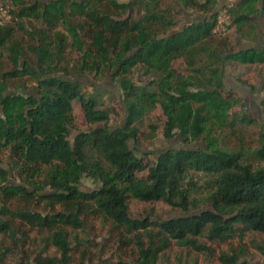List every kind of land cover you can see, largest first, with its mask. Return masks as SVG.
Returning <instances> with one entry per match:
<instances>
[{
    "label": "trees",
    "instance_id": "16d2710c",
    "mask_svg": "<svg viewBox=\"0 0 264 264\" xmlns=\"http://www.w3.org/2000/svg\"><path fill=\"white\" fill-rule=\"evenodd\" d=\"M217 1H5L14 21L0 25V153L9 152L22 183L8 185L9 172L0 166V237L11 242L0 264L16 250L20 264H87L89 241L73 233L86 232L93 221L109 227L121 256L130 252L117 264H162L173 242L220 264L264 258V168L247 162L243 151L212 144L169 148L154 159L139 149L149 136L140 125L158 109L167 141L199 140L208 122L204 108L222 128L257 124L235 111L241 100L225 90L222 69L231 61L264 65V45L235 51L232 39L216 30ZM183 10L205 18L179 26ZM258 13V0H236L227 12L248 42L258 39ZM68 40L80 54L75 74L115 69L126 112L122 126H109L108 92L86 93L80 82L57 74H70L59 67ZM211 57L217 65L206 64ZM27 80L36 84L32 93L22 92ZM76 104L88 129L71 142ZM250 159L264 162V130ZM84 178L99 187L82 190ZM22 200L32 207L16 210ZM131 200L160 202L175 213L134 219ZM225 246L232 248L216 251Z\"/></svg>",
    "mask_w": 264,
    "mask_h": 264
},
{
    "label": "rangeland",
    "instance_id": "374dc122",
    "mask_svg": "<svg viewBox=\"0 0 264 264\" xmlns=\"http://www.w3.org/2000/svg\"><path fill=\"white\" fill-rule=\"evenodd\" d=\"M123 1V0H121ZM225 6L236 3V0H225ZM264 0H258L259 13L255 16L256 37H259V41L248 42L243 38H240L236 29L231 27V20L229 14L224 13L223 9H220L221 2L217 1V9L220 11L217 17L218 23L216 30L222 32L223 36L230 37L233 41L234 50L248 49L257 47L260 49L264 44V15L263 7ZM182 15L179 17V26L184 23H190L196 20L190 16L189 12L181 11ZM221 20V24H219ZM58 31L66 34V30L63 26L58 28ZM263 35V36H262ZM247 43H252L253 46ZM30 57V56H29ZM64 62L60 64V68H66L70 74L64 72L57 73L64 79L80 82L84 92L93 93L95 88H101L103 91L108 92L109 95L103 97V108H110L112 110L109 126L111 128L120 127L125 121V106L123 103V93L118 84V79L114 75L115 69L112 68L102 73H90L86 75L75 74L74 66L80 59V54L72 49L70 40H68L67 48L65 51ZM31 58V57H30ZM206 64L209 66L217 65V59L211 57L206 60ZM136 77H140L138 71H135ZM222 81L225 86V90L234 92L241 100V107H237L235 111H242L252 115L256 118L257 124L252 126H240L236 125L234 128H222L212 118L207 108H204L205 116L208 118V122L205 127L203 136L194 142H186L185 140L175 137L170 141H167L163 134V122L164 117L160 109L152 116L146 118V120L140 125L141 130L146 133L147 138L141 141L139 144L140 152L148 153L153 159L163 151L172 149H208L212 144L215 150H221L223 152H236L243 151L247 157V162L251 163L254 167L264 168V162L255 161L250 159L251 152L259 147L260 136L264 130V65H242L237 62H229L227 66L222 69ZM150 82L142 85L149 84ZM26 90H22L25 93H32L36 84L31 81H26ZM151 126H158V131L155 134L151 133ZM88 126L85 122L84 115L80 107L76 104L74 109V125L70 129L69 139L73 142L75 136L80 131H85ZM0 166L9 172L8 185L16 186L21 184V180L16 170L12 167L10 160V154L7 150H2L0 153ZM99 185L94 183L88 178H84L81 182V189L84 191H91L97 189ZM31 201L27 200L18 201L15 204L16 210L22 205L31 206ZM32 207V206H31ZM130 213L134 219L136 218H148V217H160L168 218L174 215L167 205L163 203L148 204L136 200L129 202ZM78 235L80 239L89 241L87 246L90 245L92 249V257L87 264H117L122 259H130V252L126 256L121 254L117 240L109 233V227L100 221H93L87 228L86 232H74L73 235ZM35 236V233L32 234ZM260 238L259 236H257ZM40 240V238L38 239ZM11 244L8 237H0V253L4 251L5 247ZM232 247H237V243L232 244ZM231 246H225L217 249L219 252H228L232 248ZM3 248V249H2ZM30 254L37 251L36 248H29ZM50 254H54L55 250L51 249ZM122 257V258H121ZM22 261V254L16 250L13 257L9 255L8 264H20ZM251 262H258L264 264V258L256 256L255 260ZM162 264H220L217 259L210 258L209 256L198 255L186 248L178 246L176 243H172L171 247L165 252L162 257Z\"/></svg>",
    "mask_w": 264,
    "mask_h": 264
},
{
    "label": "built area",
    "instance_id": "2783aa9c",
    "mask_svg": "<svg viewBox=\"0 0 264 264\" xmlns=\"http://www.w3.org/2000/svg\"><path fill=\"white\" fill-rule=\"evenodd\" d=\"M7 0H0V25L11 24L14 21V16L10 13L9 5L5 4ZM233 5L228 3L226 8H223L224 13L227 14L228 10L232 8ZM221 20H219V24H221Z\"/></svg>",
    "mask_w": 264,
    "mask_h": 264
},
{
    "label": "crops",
    "instance_id": "0c3cea01",
    "mask_svg": "<svg viewBox=\"0 0 264 264\" xmlns=\"http://www.w3.org/2000/svg\"><path fill=\"white\" fill-rule=\"evenodd\" d=\"M219 1L221 2V4L225 2V0H219ZM188 12L190 13V16L193 17L194 19H204L205 18L203 14H199V13L192 12V11H188ZM247 44H251L253 46L252 43H247Z\"/></svg>",
    "mask_w": 264,
    "mask_h": 264
},
{
    "label": "flooded vegetation",
    "instance_id": "af4514ba",
    "mask_svg": "<svg viewBox=\"0 0 264 264\" xmlns=\"http://www.w3.org/2000/svg\"><path fill=\"white\" fill-rule=\"evenodd\" d=\"M224 3H222L221 5H223ZM226 4V3H225ZM225 6V5H224ZM263 36V35H262ZM259 41V37L257 39ZM264 45V44H263ZM252 48H255V49H258L257 47H252ZM248 49H251V48H248ZM241 50H247V49H241Z\"/></svg>",
    "mask_w": 264,
    "mask_h": 264
},
{
    "label": "water",
    "instance_id": "95a60500",
    "mask_svg": "<svg viewBox=\"0 0 264 264\" xmlns=\"http://www.w3.org/2000/svg\"><path fill=\"white\" fill-rule=\"evenodd\" d=\"M224 5H225V2L223 5L220 6V9H223L224 8ZM251 45V44H250ZM252 46V45H251Z\"/></svg>",
    "mask_w": 264,
    "mask_h": 264
}]
</instances>
